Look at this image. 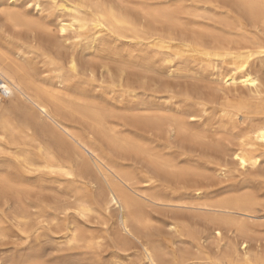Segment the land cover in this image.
Wrapping results in <instances>:
<instances>
[{"label":"bare ground","instance_id":"1","mask_svg":"<svg viewBox=\"0 0 264 264\" xmlns=\"http://www.w3.org/2000/svg\"><path fill=\"white\" fill-rule=\"evenodd\" d=\"M0 264H264V0H0Z\"/></svg>","mask_w":264,"mask_h":264},{"label":"rangeland","instance_id":"2","mask_svg":"<svg viewBox=\"0 0 264 264\" xmlns=\"http://www.w3.org/2000/svg\"><path fill=\"white\" fill-rule=\"evenodd\" d=\"M187 11H188V8L186 7H183L182 9H180V17L182 18L183 22L189 23L190 28L198 26V24L194 23L193 17H190L188 15ZM162 30L166 31V28L163 27ZM184 34L186 38L190 37L189 31H184ZM160 48H164L165 50H170L174 53H178L182 56L188 57L193 60H202V61H206L205 58L202 56L203 51L209 50L207 47L198 46L197 49H194L186 43L172 44L168 42L161 43ZM179 81L182 84L191 82L189 78H180Z\"/></svg>","mask_w":264,"mask_h":264}]
</instances>
